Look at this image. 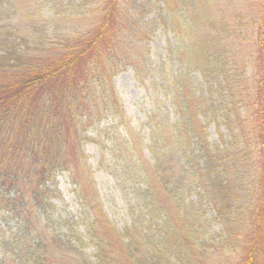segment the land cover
<instances>
[{"label":"rangeland","instance_id":"obj_1","mask_svg":"<svg viewBox=\"0 0 264 264\" xmlns=\"http://www.w3.org/2000/svg\"><path fill=\"white\" fill-rule=\"evenodd\" d=\"M83 2L0 0V92L10 96L15 92H7L21 89V81L33 80L28 88L29 102L21 108V115L29 118L26 131L18 128L14 120L6 123L8 114L0 123L1 137L9 139H1L0 149L5 150L3 156L0 154L2 180L16 181L14 173L20 171L24 173L18 177L22 181L27 172L30 178L24 188L25 202L33 199L30 189L40 178V167L35 158L19 148L30 140H40L42 147L47 143L46 157L71 159L64 166L52 163V174H45L51 175L50 179L43 177L49 207L43 216L46 215V227L43 223L39 229V261L35 256L30 259L25 250L17 254L13 245H6L11 228L19 226L14 211L6 210L0 211V264H264V221L259 220L262 240L254 236L255 211L259 215L262 209L264 214V206H260L264 193V143L249 124L245 130L241 128L236 108L231 104L223 108L221 102L223 80L233 79L235 72L234 81L246 80L252 86L256 79L264 85V0H168V4L163 0L159 5L149 2L140 12L144 16L141 20L150 22L146 24L150 55L146 79H140L131 67L123 68L113 78L117 95H109L105 108L101 106L96 117L77 110L72 120L59 107L63 103L55 97L54 87L60 86L56 91L62 96V86L67 93L76 91L80 70L74 69L72 78L65 72L57 80L44 77L48 71L40 70L41 81L35 84L38 80L34 72L20 62L12 49H18L19 54L23 51L35 61L43 58L40 50L48 49L46 59L57 58L73 43L83 42L98 23L101 8V2L96 0H89L84 8L78 6ZM208 19L222 20L235 29L230 30L228 48L217 49L218 54L208 62L210 71L203 74L207 59L196 46L197 40L206 38ZM15 61L16 67H11ZM184 86L205 108L197 126L201 134L193 128L194 141L202 137L206 149L213 153L228 149V155L204 157L203 148L191 144V149L195 147L190 162L193 166L181 171L185 174L179 178L182 197L176 200L175 208H170L155 187L151 194L141 195L135 180L153 165L150 145L158 139L153 114L167 109L170 94L176 91L181 95ZM207 91L209 96L202 97ZM97 95L102 97L103 93ZM73 97L78 105L82 104V95ZM65 102L67 105L68 98ZM239 113L245 115L242 109ZM9 114L15 117L14 112ZM55 126H60L59 135ZM132 155L137 158L135 165ZM180 163H184L183 158ZM209 165L213 166L207 171ZM12 166L18 168L3 172ZM215 187H219L217 196L229 198V205L221 211L211 196L215 195ZM11 196L14 195L8 189L4 194L0 190V198ZM229 220L230 230L225 224ZM139 236L145 242L141 246ZM20 244L34 250L30 236Z\"/></svg>","mask_w":264,"mask_h":264},{"label":"trees","instance_id":"obj_2","mask_svg":"<svg viewBox=\"0 0 264 264\" xmlns=\"http://www.w3.org/2000/svg\"><path fill=\"white\" fill-rule=\"evenodd\" d=\"M88 1L89 0H84L83 4L78 6L84 8ZM96 1L101 2V8L99 11L100 15L97 18L99 21L93 28L92 32H90L89 35H86L83 42L73 43L74 45L66 48V51L64 50L57 58L46 59L45 56L47 55L48 49H46V52L39 49L43 58H38L34 61L33 57L25 56L23 51L20 50L22 54H19L18 49H12L13 53L19 58L20 62L27 65V67L32 69V72H34L33 74L36 76L34 79L38 80L34 81L35 84L36 82L41 81L39 78L40 75H38L40 70H47L48 73L44 77L51 76L54 77L55 80H57L65 72V76L68 75L72 78L73 73L75 72L74 69L80 70V75L76 77V91L67 93V89L62 86L64 96H69L65 97L69 100L67 105L64 96L60 94L62 92L56 91L60 86L57 88L54 87L55 97L63 103V105L59 107L64 109L68 118L72 120H74V117L80 111L84 110L82 115L89 114L96 117L97 115H95V112L100 113L101 106L105 108L109 95H117L115 94L116 92L113 85V78L123 68L131 67L135 70L137 75H140V79H146V75H144V73L146 74L149 70H146V66L149 63H147V58L150 57L146 41L149 34L147 32L148 28L146 27V24L150 22L147 20L142 21L141 19L144 16L140 15V12H142L147 5H150L149 2L153 5H159L163 0ZM164 1L168 4V0ZM194 12H196V10ZM206 23L210 26V29L206 31V38L204 39L202 37L200 39L204 41L200 42V40H197L196 46L197 48L199 47L198 49L200 51L204 52L207 59L205 66L202 68L203 74L210 71L211 68L209 67L208 62L210 63V59L213 60V57L218 54L219 51H217V49L220 47H223L224 49L228 48V36L231 34L230 30L232 28L235 29L232 25H227L228 23L223 22L222 20L208 19ZM14 48L17 47L14 46ZM4 66L5 65H2L3 68ZM11 67H16V61L11 65ZM236 76L237 74L235 72L234 78ZM233 79L229 78V81L223 80L224 86L221 87V92L224 94L221 100V102L224 103L223 108H227V105L229 104H231L233 108H236L235 110H238V121L239 123L240 121L242 123L241 128L245 130L246 123L249 124L252 127L253 134H257L264 143V116L258 113H264V85L262 86L261 84H258L256 79L253 80L252 86H250L246 80L243 82L241 80L234 81ZM32 83L33 80L30 82L29 80H25L23 82L21 81L18 84L21 89H13L7 92V94L13 91L15 92L12 95L10 94V96L6 95L5 97L3 96L4 94L2 95L0 92V123H4V116L8 114V122L5 120L6 123L12 124L14 120L15 125H17L18 128H22L26 131V126H28L27 120L29 118L26 119L25 116L21 115L23 114V109L21 108L29 102L30 92H28V88ZM185 88L186 87L184 86L183 91H181V95L176 93V91L175 93L173 91V93L170 94L172 100L169 99L167 102V109H159L153 114L152 125L155 127L154 132L158 136L156 144L153 143L150 145L153 165L150 170L146 169L144 175L142 174L139 176L138 181L135 180L137 183V191H139L141 195H147V192L151 194V191H153L155 187L159 191L160 198L161 195L166 197L163 199V202L165 204L167 203L170 208H175L176 200H180L182 197V188L180 187L181 181H179V178L185 176V174L181 173V171L185 172L188 166H193L190 162L195 147L194 149H191V144L195 145L196 143L197 145H200L199 148H203L201 156L204 157L213 156L214 158H217L228 155V149H224L223 151L218 150L215 153L206 149V145L202 137H198L194 141V129L201 134V128L198 130L197 126H200L199 114L205 108L200 107L198 98H193L188 92H186ZM208 91L205 95L202 93L201 96L207 98L209 96ZM24 92H26L27 95H24ZM99 92L103 93L102 97L97 95ZM75 94L82 95V97H79L82 102L81 105H78L75 101L76 97H73ZM225 98L227 99L226 102ZM195 100L196 104L193 103ZM241 109L244 111V116L239 113V110ZM11 112H14L15 117L10 116L9 113ZM58 125L60 124L58 123ZM59 127L55 126L58 135ZM2 133L3 132L1 131L0 134ZM183 134L188 136V138L179 139V137ZM1 139L4 142H9L7 137L2 136L0 138V148L2 144ZM39 141L40 140H30L28 144L23 145V143H21L19 146L23 153H26V155L31 157V159L35 158V163L40 167L38 172L40 178L37 181V184H33L30 189L34 195L33 199H30L27 203L25 202L24 188L27 186L30 178V175L27 172L26 175H24V180L22 181L18 177L24 173L20 171L14 173V175H17V179L19 181L13 180L10 183L2 180V175L0 173L1 192L4 194V189H8L10 193L14 195L11 196L10 199L0 198V211H14L15 213L13 212V214L16 216L19 225L16 226L17 228H11V232L7 239L8 243H6V245H13V248L18 252L17 254H24L25 250V254L28 255L30 259L33 260L35 256V260L38 261L40 248L39 239H41L39 229L42 228L43 223H45L44 227H46V215L45 217L43 216L46 214L49 207L46 203L48 199L45 191V182L43 183V177L44 180L50 179L51 175L45 176V174H52L50 170L55 168L53 164L58 167L61 164L64 166L65 164H69V162H71V159L68 157H63V159L60 160L56 158L53 160L46 157L48 155V149L46 148L47 143H45L42 147L41 145L43 144ZM176 150L179 153H177ZM4 153L5 150L0 149V154L2 156ZM121 155L122 153L119 154V156ZM181 157L184 159V163L182 164L180 163L182 159ZM21 158H23V155ZM43 158L47 161H43ZM117 160L123 164V160L121 158H118ZM136 161L137 158L132 155V162L134 165ZM215 161L216 160L214 159L213 162ZM212 166L209 165L207 167V171H210ZM0 168H2V161H0ZM11 168L15 171V168L18 167L12 166L5 169L3 172L11 171ZM138 168H140V166ZM217 177H219L218 172ZM191 181L192 179H190V182ZM11 183L14 186H12ZM184 185L185 183L183 182V186ZM218 188L219 187H215L212 189L216 190V192L215 195L211 194V196L214 198L216 207H220L219 211H221L225 209L229 203L227 200L228 196H217ZM18 196H20V198ZM16 197L19 198L17 201L15 200ZM263 200L264 193H262V198L260 197L261 207L264 206ZM262 212L263 210L261 209L258 215L255 211L256 218L254 220V226H256L254 236L258 238V240H262L260 238L261 230L258 231L259 220L264 221V214H262ZM35 213L37 214L36 219ZM229 214L230 212L228 211L226 215L227 218H229ZM225 224L229 225L230 230V226H232L231 221L229 220ZM29 236L34 241V250L30 249L31 246L22 247V244H20L21 241L25 243ZM10 239L11 243H9ZM142 239L141 236H139L138 240L140 246L145 244ZM35 240H37V242ZM133 243L134 242H131V246ZM35 244L38 246L36 247ZM132 249L133 248L130 250ZM22 259H24V257Z\"/></svg>","mask_w":264,"mask_h":264}]
</instances>
